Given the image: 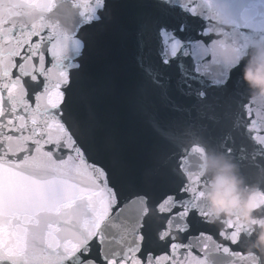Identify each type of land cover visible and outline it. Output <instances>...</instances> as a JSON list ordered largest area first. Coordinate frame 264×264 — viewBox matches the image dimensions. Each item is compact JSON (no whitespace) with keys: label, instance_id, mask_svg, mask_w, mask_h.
I'll return each instance as SVG.
<instances>
[{"label":"snow or ice","instance_id":"1","mask_svg":"<svg viewBox=\"0 0 264 264\" xmlns=\"http://www.w3.org/2000/svg\"><path fill=\"white\" fill-rule=\"evenodd\" d=\"M118 7L0 0V264H264L246 252L241 225L210 219L203 165L194 170L202 145L214 144L264 175V104L244 96L241 78L248 42L264 39V0L130 5L138 47L121 102L173 147L139 177L100 114L116 74L88 67L93 44L81 36L113 28ZM217 24L242 40L230 58ZM173 90L227 131L185 144L194 134L165 130L163 114L178 111Z\"/></svg>","mask_w":264,"mask_h":264},{"label":"water","instance_id":"2","mask_svg":"<svg viewBox=\"0 0 264 264\" xmlns=\"http://www.w3.org/2000/svg\"><path fill=\"white\" fill-rule=\"evenodd\" d=\"M138 0H112L113 4L122 5L116 9L117 23L106 30L104 26L96 25L81 31V36L86 37L93 44V47L86 53L88 67L96 72L102 73L109 69L116 74L117 87L113 95L109 97L101 106V116L109 124V131L122 141L126 158L130 164L132 172L137 176H142L146 169L152 167L160 156L168 155L173 151V147L168 143L165 137L154 130L147 121L134 113L128 112L122 105L119 83L124 78L129 69L136 67L135 53L138 47L134 32L133 22L135 18V9L130 7ZM215 28L224 29L223 32H231L230 25L217 24ZM223 34V33H222ZM229 43L235 44L237 50L242 44V40L232 35L224 36ZM264 53V39L260 35H253L245 49V55L242 57L243 65L248 59L256 57V62L264 60L260 56ZM223 59V57H222ZM186 65L188 61H185ZM243 68V67H242ZM173 81L175 71L172 72ZM242 78V69H241ZM243 94L250 96L252 90L243 80ZM176 99L178 111L165 112L163 114V124L165 130L174 131L177 134L192 133L194 135H184L185 144L195 142V136L208 137L219 136L227 127L223 124L216 125L210 120L199 114L192 98L182 96L173 90ZM258 104H264V97H258L255 100ZM201 125H207V129H202ZM211 151L216 153L223 152L214 144L207 145ZM235 164L236 173L243 178L244 185L250 187H260L264 189V175L258 169H242L240 163L232 158ZM204 161L196 159L194 170H200L199 166ZM207 187L203 189L204 193L209 190L208 181L211 173L205 174ZM158 194V192L156 193ZM204 209L208 207V201L204 197L201 199ZM257 215L264 217V209H261ZM225 220L218 219L215 223L222 224ZM210 234H215V228L208 226L202 228ZM258 231V229H257ZM256 239V232L252 229H244L242 244L244 247L250 245ZM195 244L196 242L193 241ZM160 247H163L162 245ZM240 250V249H237ZM195 254H199L198 249H193ZM226 259V258H225Z\"/></svg>","mask_w":264,"mask_h":264},{"label":"clouds","instance_id":"3","mask_svg":"<svg viewBox=\"0 0 264 264\" xmlns=\"http://www.w3.org/2000/svg\"><path fill=\"white\" fill-rule=\"evenodd\" d=\"M211 31L221 33V56L230 58L235 55L237 46L223 36L224 29L213 28ZM260 56L264 57V53H260ZM242 78L252 90L249 99L264 97V60L257 63L254 56L244 62ZM202 148L204 164L201 174L211 173L209 190L204 193L208 201L205 211L213 222L218 219L232 220L243 229H252L256 232V239L244 248L250 255H264V217L257 215L264 209V189L244 185L243 178L236 173V166L227 153H216L207 145H202Z\"/></svg>","mask_w":264,"mask_h":264}]
</instances>
